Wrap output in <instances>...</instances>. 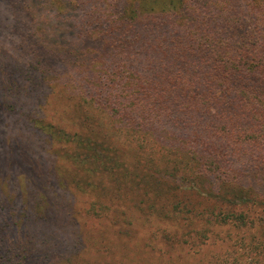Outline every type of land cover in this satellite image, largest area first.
I'll list each match as a JSON object with an SVG mask.
<instances>
[{
	"label": "trees",
	"instance_id": "obj_1",
	"mask_svg": "<svg viewBox=\"0 0 264 264\" xmlns=\"http://www.w3.org/2000/svg\"><path fill=\"white\" fill-rule=\"evenodd\" d=\"M9 1L31 21L7 51L0 106L32 93L26 126L70 169L39 173L26 193L13 175L16 194L0 193V264L118 261L99 248L104 229L77 216L86 206L100 223L118 198L202 224L192 248L226 226L227 264L264 260V0ZM51 99L75 130L34 114Z\"/></svg>",
	"mask_w": 264,
	"mask_h": 264
},
{
	"label": "rangeland",
	"instance_id": "obj_2",
	"mask_svg": "<svg viewBox=\"0 0 264 264\" xmlns=\"http://www.w3.org/2000/svg\"><path fill=\"white\" fill-rule=\"evenodd\" d=\"M8 1L0 0V78L9 74V67L14 68L15 64L10 58L9 65L6 64L7 51L17 47L20 35L23 34L24 20L31 21L30 17L23 13L12 15ZM17 24L21 27H16ZM2 99L0 93V100ZM4 99L7 100L5 96ZM35 104L33 94L29 93L27 96L17 95L10 102L5 101L0 106V193L2 194H16V188L10 181L13 175L18 177L21 192L26 193L28 181L37 182L39 173L45 172L46 175L52 167L55 170L58 169L59 164L54 149L57 144L48 142L50 147L45 145L39 133H33L26 126L25 118L32 114ZM71 113L63 110L59 103L51 99L50 103H42L41 108L34 114L53 116L57 122L68 125L73 131L76 125L70 117ZM65 168L70 169L66 159H63L59 171L62 173ZM80 198L85 201L91 196L80 195ZM108 202L111 206L109 216L100 223L86 217L84 214L86 206L78 212L77 216L82 220L81 228L93 235L97 229H104L109 237L102 239L99 248L110 245L111 250L118 256V261L112 264H121L120 259L124 260L125 264H227L225 258L230 257L231 246L227 241H223L228 240L225 235L229 229L226 226L221 227L220 230L223 231L217 239L209 237L200 246L192 248L185 240L192 230L203 228L202 224L197 225L198 227L185 224L184 227L177 219H163L156 216L148 218L141 215L133 205L122 198L108 200ZM125 211L128 215L124 213ZM116 214L120 219L113 223L110 217H115ZM255 214L264 216V210L258 209ZM58 233L63 237L65 229H58ZM101 256L104 257V255ZM88 259L90 262L85 264H105L102 257L98 260ZM248 262L244 261L243 264H264V260Z\"/></svg>",
	"mask_w": 264,
	"mask_h": 264
}]
</instances>
